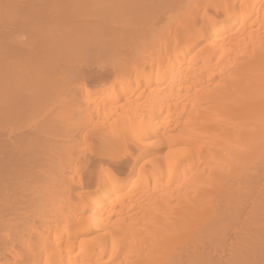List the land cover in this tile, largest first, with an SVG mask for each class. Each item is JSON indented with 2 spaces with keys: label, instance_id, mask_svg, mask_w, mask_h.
<instances>
[{
  "label": "bare ground",
  "instance_id": "obj_1",
  "mask_svg": "<svg viewBox=\"0 0 264 264\" xmlns=\"http://www.w3.org/2000/svg\"><path fill=\"white\" fill-rule=\"evenodd\" d=\"M0 264H264V0H0Z\"/></svg>",
  "mask_w": 264,
  "mask_h": 264
}]
</instances>
